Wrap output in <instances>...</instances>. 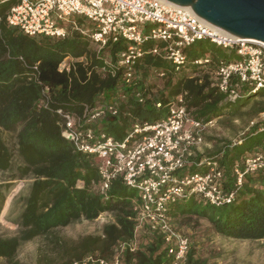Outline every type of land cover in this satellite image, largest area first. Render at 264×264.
Wrapping results in <instances>:
<instances>
[{
  "label": "trees",
  "instance_id": "trees-1",
  "mask_svg": "<svg viewBox=\"0 0 264 264\" xmlns=\"http://www.w3.org/2000/svg\"><path fill=\"white\" fill-rule=\"evenodd\" d=\"M16 2L0 0L3 18L0 22V128L16 132L20 163L13 165L12 156L0 139V169L17 173L15 179L31 178L33 182L20 217L19 235L0 237V259L6 264H20L17 259L20 246L38 238L50 240V249L57 254L58 264H71L87 255L111 259L120 244L144 240L136 251L132 252L129 247L123 251V264H171L161 236L151 233L148 238L142 236V240L136 236V190L117 180L107 195L102 194L98 189V160L77 151L62 136L57 112L81 115L86 105L97 107L119 97V116L105 120L102 128L107 135L122 140L136 123L155 122L165 117L167 104L179 95H184L187 111L194 119L209 123L238 114L249 104L252 106L247 114L256 116L264 112V89L255 92L242 88L236 102L228 101L227 95L213 86L207 70L194 62L211 57L209 71H215L221 62L238 57L234 51H226L209 40L199 41L186 50L189 65L180 72H175L170 62L147 55L137 65L134 85L126 88L121 72L115 76L101 73L106 66L105 58L116 60L118 53L126 48L124 42L97 53L80 31H72L61 40L30 37L4 21ZM77 21L83 30L90 29L84 20ZM67 57L85 60L75 63L70 73H61L59 66ZM35 66L38 71L34 70ZM155 71L167 73L163 89L156 92L149 85ZM258 152L264 153V131L252 127L238 142H226L214 154H198L189 171L205 173L197 163L204 158L219 160L224 172L223 187L236 190V199L223 207L207 205L196 197L179 199L167 205L174 223L186 225L197 217L208 220L224 237L264 240V170L246 174L238 189L233 173L234 166L244 157ZM4 201L1 197L0 211ZM109 212L115 214V222L106 225L100 237H84L73 245L52 237L56 230L75 221H95ZM186 264H208L207 260L197 257L192 242Z\"/></svg>",
  "mask_w": 264,
  "mask_h": 264
},
{
  "label": "built area",
  "instance_id": "built-area-1",
  "mask_svg": "<svg viewBox=\"0 0 264 264\" xmlns=\"http://www.w3.org/2000/svg\"><path fill=\"white\" fill-rule=\"evenodd\" d=\"M16 1L4 21L30 37L61 40L72 31H80L97 53L124 42L126 48L116 60L105 58L101 73L115 76L121 72L126 88L134 85L137 65L147 55L170 62L174 71L180 72L189 65L186 50L199 41L209 40L226 51H234L238 57L221 62L213 71L214 86L227 95L228 101L236 102L242 88L255 92L264 89V43L220 31L190 9L162 0ZM77 19L84 20L90 29L83 30ZM84 60L67 57L59 71L70 73L75 63ZM211 63L209 57L194 62L204 68ZM34 70L38 71V67ZM155 75L164 79L167 73L155 71ZM137 96L140 98V94ZM118 99L114 97L97 107L86 105L81 115L60 110L57 125L77 151L98 160V189L102 194L107 195L117 180L136 190V236L143 230L161 236L171 264H186L191 242L176 228L167 205L196 197L207 205L223 207L232 204L237 195L236 190L224 189L219 160L204 158L197 163L205 173L189 171L198 155L196 149L205 143V132L214 121L194 119L187 111L184 95H179L167 104L165 117L136 123L124 139L116 140L105 133L102 124L119 116ZM157 108H162V104H157ZM252 127L264 131V112L251 123ZM262 170L264 153L244 157L233 169L236 189L243 185L246 174ZM127 247L136 251L137 240L120 244L111 259L88 255L71 264H123L122 253Z\"/></svg>",
  "mask_w": 264,
  "mask_h": 264
},
{
  "label": "rangeland",
  "instance_id": "rangeland-1",
  "mask_svg": "<svg viewBox=\"0 0 264 264\" xmlns=\"http://www.w3.org/2000/svg\"><path fill=\"white\" fill-rule=\"evenodd\" d=\"M205 69L206 74L211 76L214 86L213 71H209V67ZM164 84V79L155 75L149 82L154 92L162 90ZM251 106L252 104H249L235 115H232L230 111L231 115L209 126L205 132V143L201 146V152L198 153H202L201 155L214 154L226 142L236 143L241 140L249 132L251 123L258 118V116L247 114ZM0 139L11 154L13 165L18 166L20 159L17 153L16 132H6L0 128ZM14 177H18L17 173L4 172L0 169V206L1 197L5 199L0 211V237L19 235L20 217L33 182L31 178L21 180ZM114 222V213H104L95 221H75L66 228L56 230L52 237L73 245L84 237L102 236L104 227ZM175 226L195 246L197 257L207 260L208 264H264V240L250 241L224 237L214 230L208 220L197 217L186 225L175 223ZM150 234L143 230L139 232L138 237L142 240V236L148 238ZM143 243H145L144 240L137 241V247ZM51 246L50 240L43 238L23 243L18 250L17 259L20 264H58V256L51 251ZM0 264H6L5 260L0 259Z\"/></svg>",
  "mask_w": 264,
  "mask_h": 264
},
{
  "label": "water",
  "instance_id": "water-1",
  "mask_svg": "<svg viewBox=\"0 0 264 264\" xmlns=\"http://www.w3.org/2000/svg\"><path fill=\"white\" fill-rule=\"evenodd\" d=\"M236 38L264 43V0H166Z\"/></svg>",
  "mask_w": 264,
  "mask_h": 264
},
{
  "label": "crops",
  "instance_id": "crops-1",
  "mask_svg": "<svg viewBox=\"0 0 264 264\" xmlns=\"http://www.w3.org/2000/svg\"><path fill=\"white\" fill-rule=\"evenodd\" d=\"M210 59H211V57H209ZM258 115H256L255 117H257ZM226 116H223V117H221V118H219V119H217V120H215L214 121V123L215 122H221V120H223L224 118H225ZM202 149V147L200 146V147H198L197 149H196V152L198 153V152H201L200 150ZM198 154H202V153H198ZM139 236V235H138Z\"/></svg>",
  "mask_w": 264,
  "mask_h": 264
},
{
  "label": "bare ground",
  "instance_id": "bare-ground-1",
  "mask_svg": "<svg viewBox=\"0 0 264 264\" xmlns=\"http://www.w3.org/2000/svg\"><path fill=\"white\" fill-rule=\"evenodd\" d=\"M162 1H165V2H168V1H166V0H162ZM170 3V2H169ZM187 9H189V8H187ZM191 10V9H190Z\"/></svg>",
  "mask_w": 264,
  "mask_h": 264
}]
</instances>
